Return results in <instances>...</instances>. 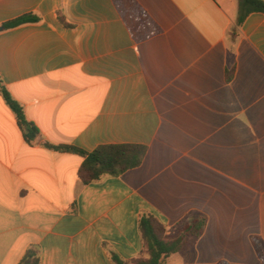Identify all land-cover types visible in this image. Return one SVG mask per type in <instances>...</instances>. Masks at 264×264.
Masks as SVG:
<instances>
[{
  "label": "crops",
  "instance_id": "1",
  "mask_svg": "<svg viewBox=\"0 0 264 264\" xmlns=\"http://www.w3.org/2000/svg\"><path fill=\"white\" fill-rule=\"evenodd\" d=\"M0 79L40 135L28 144L0 93V264H113L143 251L139 220L206 225L166 264H264V14L239 0H0ZM231 78L228 76L231 74ZM69 145L147 147L84 184Z\"/></svg>",
  "mask_w": 264,
  "mask_h": 264
},
{
  "label": "trees",
  "instance_id": "2",
  "mask_svg": "<svg viewBox=\"0 0 264 264\" xmlns=\"http://www.w3.org/2000/svg\"><path fill=\"white\" fill-rule=\"evenodd\" d=\"M264 14V0H239L237 25L240 26L251 13ZM35 14H26L0 25V29L9 30L18 26L39 22ZM233 72L228 76L231 78ZM0 93L6 104L14 112L17 124L28 144H33L40 135L39 129L30 122L23 107L10 94L0 79ZM49 149L81 156L84 161L79 170V178L84 184L99 181L106 176L117 177L138 168L143 163L147 147L135 144L102 145L93 152H85L69 145L46 144ZM206 225L204 219H196L175 234H167L166 227L156 217L143 213L139 220V230L143 241L141 255L131 261L121 259L112 253L113 264H166L168 258L180 251L188 249L200 237ZM259 256L264 257V241L260 237L252 238ZM19 264H40L38 249L30 247ZM218 264H228L219 262Z\"/></svg>",
  "mask_w": 264,
  "mask_h": 264
},
{
  "label": "water",
  "instance_id": "3",
  "mask_svg": "<svg viewBox=\"0 0 264 264\" xmlns=\"http://www.w3.org/2000/svg\"><path fill=\"white\" fill-rule=\"evenodd\" d=\"M0 31H1V29H0Z\"/></svg>",
  "mask_w": 264,
  "mask_h": 264
}]
</instances>
